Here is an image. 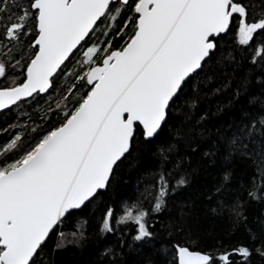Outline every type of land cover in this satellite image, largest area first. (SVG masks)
I'll return each mask as SVG.
<instances>
[{"label": "snow or ice", "instance_id": "obj_1", "mask_svg": "<svg viewBox=\"0 0 264 264\" xmlns=\"http://www.w3.org/2000/svg\"><path fill=\"white\" fill-rule=\"evenodd\" d=\"M2 115L0 264H56L89 228L99 264H264V0H0ZM211 167L228 228L193 248L169 213Z\"/></svg>", "mask_w": 264, "mask_h": 264}, {"label": "trees", "instance_id": "obj_2", "mask_svg": "<svg viewBox=\"0 0 264 264\" xmlns=\"http://www.w3.org/2000/svg\"><path fill=\"white\" fill-rule=\"evenodd\" d=\"M9 119V115L0 116V128L6 127ZM4 135L0 134V142L3 141ZM150 161L151 158L142 159L122 166L120 176L122 177V190L125 195L137 194L135 191L137 180L141 176L147 177L144 170L150 167ZM193 167H196L195 161H193ZM218 179L219 175L215 167H211L207 171L201 169L194 175L191 185L182 188L174 197V205L169 215L178 216L180 209L185 205L188 206L185 210L190 209L191 211L189 217L191 233L179 237L183 243L190 247L195 248L197 245L200 248L209 247L216 242L218 237L224 235L225 230L228 228L226 221H221L219 218L212 216L208 211L209 203L204 198V193L214 183L218 182ZM77 219L78 217H72L66 221L64 230L71 232L75 227H78ZM79 219H83V216H80ZM93 231L94 228H89V240L84 247L69 246L62 252H58L55 256L56 264H94V262L99 264L100 248L94 242ZM244 235L243 231L238 232L235 240H242ZM226 239L232 240L233 238L226 237Z\"/></svg>", "mask_w": 264, "mask_h": 264}]
</instances>
